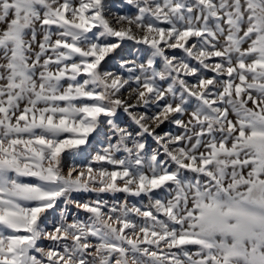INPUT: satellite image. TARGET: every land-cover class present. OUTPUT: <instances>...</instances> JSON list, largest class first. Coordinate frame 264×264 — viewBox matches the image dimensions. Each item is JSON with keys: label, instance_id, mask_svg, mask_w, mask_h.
I'll return each instance as SVG.
<instances>
[{"label": "snow or ice", "instance_id": "snow-or-ice-1", "mask_svg": "<svg viewBox=\"0 0 264 264\" xmlns=\"http://www.w3.org/2000/svg\"><path fill=\"white\" fill-rule=\"evenodd\" d=\"M0 264H264V0H0Z\"/></svg>", "mask_w": 264, "mask_h": 264}, {"label": "rangeland", "instance_id": "rangeland-1", "mask_svg": "<svg viewBox=\"0 0 264 264\" xmlns=\"http://www.w3.org/2000/svg\"><path fill=\"white\" fill-rule=\"evenodd\" d=\"M134 47H135V45H133L131 42H129L128 45L126 46L125 51H126V52H127V51H130V50H131L132 48H134ZM122 119H123L124 121H127L128 118L122 114ZM166 127H167V126H166ZM150 143H151V141H150ZM73 211H75V209H73Z\"/></svg>", "mask_w": 264, "mask_h": 264}]
</instances>
